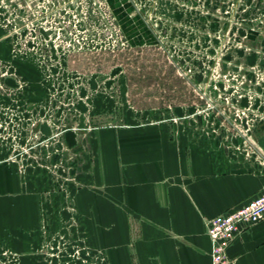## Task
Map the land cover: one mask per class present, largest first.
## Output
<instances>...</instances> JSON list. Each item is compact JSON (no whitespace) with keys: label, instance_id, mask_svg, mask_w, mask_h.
Wrapping results in <instances>:
<instances>
[{"label":"rangeland","instance_id":"374dc122","mask_svg":"<svg viewBox=\"0 0 264 264\" xmlns=\"http://www.w3.org/2000/svg\"><path fill=\"white\" fill-rule=\"evenodd\" d=\"M161 120L236 133L264 166V0H0V162L36 172L70 212L44 214L25 252L0 244V264H109L75 192L101 131Z\"/></svg>","mask_w":264,"mask_h":264},{"label":"crops","instance_id":"0c3cea01","mask_svg":"<svg viewBox=\"0 0 264 264\" xmlns=\"http://www.w3.org/2000/svg\"><path fill=\"white\" fill-rule=\"evenodd\" d=\"M236 138L162 120L101 131L91 185L75 192L84 236L109 264H212L209 220L264 185V166ZM47 188L36 172L0 162V244L25 252L44 214L54 224L69 219L63 195L44 198ZM228 255L230 264H264V218L237 234Z\"/></svg>","mask_w":264,"mask_h":264},{"label":"built area","instance_id":"2783aa9c","mask_svg":"<svg viewBox=\"0 0 264 264\" xmlns=\"http://www.w3.org/2000/svg\"><path fill=\"white\" fill-rule=\"evenodd\" d=\"M259 156L264 155L262 147ZM264 218V185L256 196L231 211L213 216L209 220L212 264H229L228 248L237 234Z\"/></svg>","mask_w":264,"mask_h":264}]
</instances>
